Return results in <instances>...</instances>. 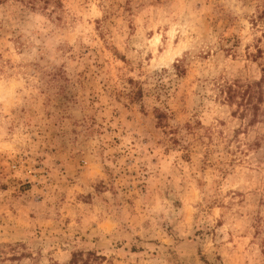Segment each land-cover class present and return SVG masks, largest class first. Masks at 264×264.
I'll return each instance as SVG.
<instances>
[{"label": "rangeland", "instance_id": "1", "mask_svg": "<svg viewBox=\"0 0 264 264\" xmlns=\"http://www.w3.org/2000/svg\"><path fill=\"white\" fill-rule=\"evenodd\" d=\"M0 264H264V0H0Z\"/></svg>", "mask_w": 264, "mask_h": 264}, {"label": "trees", "instance_id": "2", "mask_svg": "<svg viewBox=\"0 0 264 264\" xmlns=\"http://www.w3.org/2000/svg\"><path fill=\"white\" fill-rule=\"evenodd\" d=\"M232 95L230 94L229 97H231Z\"/></svg>", "mask_w": 264, "mask_h": 264}]
</instances>
